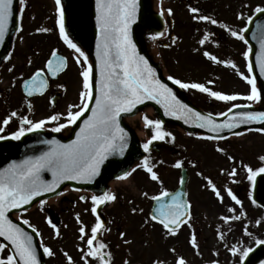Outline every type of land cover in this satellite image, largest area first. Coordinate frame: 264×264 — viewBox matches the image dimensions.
Returning <instances> with one entry per match:
<instances>
[{
    "label": "snow or ice",
    "instance_id": "snow-or-ice-1",
    "mask_svg": "<svg viewBox=\"0 0 264 264\" xmlns=\"http://www.w3.org/2000/svg\"><path fill=\"white\" fill-rule=\"evenodd\" d=\"M15 0H0V46L4 45L6 39L10 38L13 28L17 32H22L23 14L27 7V0H18V13H14ZM141 0H95V26L96 45L95 62H91L88 53L69 34L65 24V5L63 0H55L56 21L60 41L71 50L72 60L79 66V77L81 87L78 93L79 103H70L64 112H53L41 119H32L30 115L21 114L17 110H11L2 120H0V140H20L28 133H38L45 130L48 125L51 131L59 133L71 126L76 125L82 117V124L79 131L75 133V139L69 143H62L58 139L44 140L42 143L48 145L46 151L39 155L26 156L20 161L13 160L7 167L0 168V264H41L40 253L34 236H40L38 229L23 219L22 223L27 225L32 231L28 232L20 223L14 222L9 214L13 210L26 211L27 205L33 203L38 197L46 193L63 195L57 189L65 181H76L78 183H93L97 177L101 176L102 169L110 157H124L129 150V132L121 125V117L125 115H135L139 105L147 101H154L163 109L165 116H171L182 120L184 124L195 128L206 130V135H196L189 132V136H196L197 139L215 142V151L226 156L232 162L229 169L221 168V176L229 178L231 184H239L238 166L242 167L247 174V180L252 189L257 184V178L264 179V155L259 156L262 162L260 167L253 168L242 161L237 166L236 157L229 155L224 147L219 145L220 141L227 140L223 135L225 131L232 136L241 137L245 135L243 131H235L241 126L260 125V127H248V132L264 134V111L252 110L256 104H264V87L258 84L257 75L254 68L259 69V76L264 77V25L257 24V32L252 34V38L258 40L259 50L255 53V63H253V46L246 39L245 34L249 31L248 25L253 22V15L245 17L244 13H239L237 19L245 22V27L236 29L226 22H222L213 15L206 14L197 5H188V12L192 21L197 24L216 26L223 30L235 41L243 42L245 50L242 55L246 61L247 74L242 72L237 63L228 58H222L212 51L207 50L209 44L221 47V42L217 33L208 27L197 29L201 32L197 40L198 48L193 51L200 53L209 62L215 65H222L232 69L248 86L246 94L225 93L213 90L209 85H213V80L205 83L196 81H185L172 75L167 80L184 90H196L207 94L209 97L230 103L226 111L217 115L224 117L217 119V115L211 112L202 113L188 104L181 101L176 92L167 83L160 79L157 69L149 62V59L142 55L133 39L132 29L139 19ZM250 8V5H243ZM255 14L264 15V5L257 4L251 9ZM14 15L17 16V23L13 24ZM158 15L173 17L175 15L172 8L162 6ZM165 20L164 24L167 25ZM53 29L48 27H38L37 34H46ZM168 35L171 44L165 47L176 45L179 37H173L165 26L163 31L151 34L150 39L156 41L160 37ZM201 49H204L201 52ZM12 53H8L4 60H11ZM28 65L33 61L28 59ZM15 65L8 69L12 72ZM69 68V57L61 55L59 49L52 48L44 61L43 67L36 68L27 77L21 73L18 78L21 81V89L24 97L23 103L26 111H34L33 98L44 97L51 87V82L57 80ZM16 79L12 81L15 86ZM58 89L66 91V86L57 84ZM247 101V103H236V101ZM49 106L55 107V98L49 99ZM143 127L151 132V135L140 145L143 150L142 159L135 167L126 169L118 174L117 181H129L139 170L143 171L148 180L158 185V194L149 195L147 191L141 195L155 203L148 216L143 220L141 227L158 225L160 227L161 238L165 241L176 239L181 232L188 229L187 243L196 255H202L199 235L195 227V216L193 215V203L189 198V193L184 190L169 191L161 178L158 167L164 165L165 161H156L152 156L154 144L156 142H167L174 144L176 137L170 131L164 129V121L152 119L147 114L142 115ZM19 121L16 131L9 135H3L8 126L14 121ZM193 168L198 167V162L189 159L187 161ZM173 169L183 170L185 159H176L171 164ZM51 174V180L44 178V173ZM204 183L205 190L211 191L216 201L223 205L227 214L219 217L222 225L216 228V238L224 244L226 250L232 257L237 258L234 264H246L255 249L246 246L243 241L237 240L234 244H229L227 235L233 231L232 225L240 222L242 234L248 237L257 248L264 247V239L257 238L256 234L250 230L252 221H248V213L244 207L243 200L229 184L219 185L211 176L202 171L196 172ZM186 183V175L178 176V184L183 188ZM80 191V189H76ZM248 197L254 206L264 208V204H258L253 198L252 192ZM120 197L111 189L103 190L100 194L92 193L91 196L81 195L80 201L88 203L90 200V211L95 218V223L90 230L76 214V222L79 225L78 239L84 245L78 246L81 252L83 264H113V254L110 245L102 239L105 232H110L105 220L102 218V208L105 205L114 204ZM231 203L226 204L225 200ZM46 200L41 199L39 205L43 210ZM131 205V213H143L142 208L135 206L134 201L128 202ZM245 221H248L245 223ZM48 225L53 229L55 237L61 236L60 227L51 218L47 220ZM264 225V219H255L254 227L259 228ZM227 226V232L224 231ZM67 227V225H65ZM120 238L125 244L132 241L126 239L127 233L120 232ZM39 247L43 250V255L54 257L55 251L40 241ZM7 250V254L5 252ZM167 251L174 257L173 264H188L187 258L177 252L175 246L169 247ZM67 264H76L73 257L68 252H63ZM214 256H219V252H214ZM123 264H131L125 260ZM152 264H166V260L157 256L153 258ZM208 264H219V260L213 259ZM258 264H264V260H259Z\"/></svg>",
    "mask_w": 264,
    "mask_h": 264
},
{
    "label": "rangeland",
    "instance_id": "rangeland-1",
    "mask_svg": "<svg viewBox=\"0 0 264 264\" xmlns=\"http://www.w3.org/2000/svg\"><path fill=\"white\" fill-rule=\"evenodd\" d=\"M27 1L32 3L36 12L41 9L42 3L52 7L55 0ZM157 1L161 2V0H155V2ZM216 1L219 3L215 4ZM168 3L169 0H162V6L164 8L170 7L174 10L175 15L172 17L175 23L173 34L174 37H179L178 43L171 47H165V45L171 44V39L167 34L164 37L158 38L156 41H152L150 37L146 41L149 54L155 61L161 63L165 75H172L185 81L191 80L201 83L213 80L214 84L209 85L213 90L230 94H246L249 86L232 69L225 68L222 65L212 64L200 53L193 51V49L199 47L197 40L205 27L215 32H219L221 29L216 26H206L192 21L191 15L187 10L188 6L176 5L172 2L170 4ZM246 3L250 5L249 10H251L257 4L264 5V0H201L200 5L203 7L202 11L204 13L213 15L222 22L231 21L232 24H235L237 20L234 19L236 17L233 16V13L239 12V9ZM232 10L235 11L233 12ZM38 23H40V20L37 17L32 21L30 20V25H34V27ZM198 28L201 29V32H197ZM28 36L25 29L18 33V47H21V39H26ZM39 37L43 36L39 35ZM220 42V48L209 44L207 50L212 51L222 58L234 60L239 69L247 74L246 61L242 55L245 46L233 38H226ZM203 50L201 49V52ZM67 76L68 74L57 82L65 85ZM68 82H66V86L71 84V78H69ZM5 84V78L0 77V87H5ZM78 85H80V88L81 84ZM72 91L69 89V93H73ZM186 91L189 93L191 99L196 100L197 103L203 104L207 102L205 105L207 108L222 111L230 106V103L217 101L207 94L200 93L196 90ZM76 93L77 91H74V94L71 95H75ZM236 103H247V101L240 100L236 101ZM259 105L261 104L254 106ZM0 110H5L3 105H0ZM144 114L156 119V115L151 108H145L133 117L127 119L128 124L135 129L142 142L151 135L150 131L143 127L141 117ZM170 132L176 137L175 143H169L170 145L165 143L166 146L163 150L159 153L153 152L152 156L156 161H165L164 165L158 167V171L164 181L165 187L169 191L174 190L178 186L180 171L173 169L171 164L176 159H185V168L188 173L186 191L189 193V198L193 203L195 227L199 235L202 255H196L188 245L187 239L189 233L187 228L181 232L178 238L165 241L161 238L160 227L158 225L154 227L152 225L141 227L143 220L149 214L151 205V200L144 198L141 192L147 191L151 196L158 194L159 189L158 185L148 180L143 171L138 170L131 180L127 181L128 183L119 181L111 186L108 184L107 189L116 192L120 197L114 204L105 205L104 207V213L108 217L107 227L111 231L103 233L102 239L110 245V251L113 254V264H123L125 260H129L131 264H152L153 258L157 256L165 259L166 264H173L174 257L167 251L172 246H175L177 252L187 258L188 264H208L213 259L219 260V264H234L237 258L232 257L224 247V244L216 238L215 230L222 225L219 217L227 214L226 209L216 201L211 191L204 189V181L196 175V172L202 171L204 174L211 176L219 185L229 184L233 187L234 191L244 202V207L248 213V221H252V224H250V230L252 231L254 229L255 219L264 218L261 211L253 207L250 200L246 198L249 182L244 169L238 165L241 161L251 165L253 168L261 165L262 162L258 158L264 155V134L246 131L245 135L241 137L230 136L227 140L219 142V145L224 147L229 155L236 157L238 166L237 179L240 183L231 184L229 178L220 175L219 170L221 168L229 169L232 166V162L228 161L225 155L215 151V142L197 139L196 136H189L187 132L179 129L178 132ZM189 159L198 162V167L193 168L188 164L187 161ZM63 193V195H60L55 200H48L43 210H41L40 205H37L29 211L17 213L15 218L21 221L27 219L38 229L41 234L38 236L39 243L42 240L45 245L51 247L56 253L54 257L47 256V259L50 258V262L67 264V260L63 256V252L66 251L73 257L76 264H83L78 246L83 247L84 245L78 239L79 225L75 217L79 213L81 220L90 230L91 225L95 223V218L91 212L85 211V209H90L91 207L90 200L88 203H85L80 201L79 197L81 195L90 197L91 194L69 188ZM130 200L134 201L135 206L142 208L144 210L143 213L137 212L133 215L130 211L131 205L128 203ZM225 203L229 204L231 202L226 198ZM49 211L56 213L51 216V219L61 229V236L59 238L55 237L53 229L47 223L48 216L50 215ZM248 221H245V223ZM232 228L233 231L227 235L229 244H234L237 240L243 241L245 245L252 244V241L242 234V225L240 222H235ZM262 229H264V225L259 227L257 232H260ZM224 231L227 232V226H224ZM120 232L127 233L126 239L132 241L130 245L125 244L121 240ZM216 251L219 252V256H214V252ZM93 264H96V262L93 261Z\"/></svg>",
    "mask_w": 264,
    "mask_h": 264
},
{
    "label": "water",
    "instance_id": "water-1",
    "mask_svg": "<svg viewBox=\"0 0 264 264\" xmlns=\"http://www.w3.org/2000/svg\"><path fill=\"white\" fill-rule=\"evenodd\" d=\"M63 3L65 5V24L66 28L69 31V34L88 53L90 61L94 63L96 45L95 0H63ZM17 5L18 0H15L14 13H17ZM16 23L17 16L14 15L13 24L15 25ZM257 24L264 25V15L254 13L253 22L251 25H248L249 31L245 34L246 39H248L249 43L253 46V63H255V53L259 50L258 40L252 38V34L254 32H257ZM164 28L165 24L163 18H161L158 15V12L154 9V0H141L139 19L137 23L133 25L132 29L133 39L136 41L137 48L142 55L146 56L149 59V62L153 65V67L157 69V73L160 76V79L173 88L181 101L188 104L190 107L201 111L202 113H207V111H204L199 106L190 101L183 89H180L178 86L172 84L171 81L167 80V77L164 75L159 63H157L149 54L146 47L147 38L155 32L163 31ZM14 30L15 28H13L10 32V38ZM10 38L6 39L4 45L0 46V62L7 54ZM254 72L257 75L258 84L261 87H264V77L259 76V69L254 68ZM145 108H152L156 117L164 121V125L166 124L177 127L187 132H194L202 135L207 134L206 130L204 129L195 128L190 125L184 124L182 120H178L171 116H165L163 114V109L154 101H147L145 102V104L139 105L136 110V114ZM252 110L264 111V104L253 106ZM89 114L90 113H86L85 117H82L76 125L71 126L66 134L40 131L38 133H28L20 140H0V168L7 167V165L13 160L20 161L26 156L39 155L41 152L46 151L48 145L42 143V141L44 140L55 138L60 140L62 143H69L71 140L75 139V133L79 131V127L82 124L83 119H85ZM132 116L134 115H125L121 117V125L129 132L130 135V146L126 155L124 157H110L109 162H107L102 169L101 176L97 177V179L93 183L88 184L78 183L76 181H65L60 186V188L57 189V192H61L64 188L69 187L71 189L78 188L83 191L100 194L103 190L106 189L109 180L115 178L122 171L129 169L135 162H139L142 159L143 155H145L142 148L140 147L142 142L137 136L135 130L127 122V119ZM217 119L223 120L224 117H220L217 115ZM248 127H260V125L241 126V128L236 129L235 131H245ZM223 135L229 136L231 135V133L225 131ZM162 149V142H156L154 144L155 152H160ZM43 175L46 180H51L52 178L50 173L45 172ZM181 175H186L187 180L185 169L181 170ZM180 190L185 191V185L183 186V188H181V186L179 185L178 189H176L175 191ZM251 192L253 198L256 199L258 204H264V179L257 178V184L254 189L251 188ZM55 196L57 195L54 193H46L42 197H38L36 200H34L32 204L27 205L26 208L27 210H29L34 205L39 203L41 199L47 200ZM154 206L155 203L153 202L152 208ZM262 209L264 210V208ZM18 212L21 211L13 210V212L9 214L10 218L14 222L20 223L21 227H23L26 231L31 232L32 230L29 227L13 217V215ZM102 218L106 222V218L103 213ZM33 236L34 241L37 243L38 252L40 253L41 264H44L43 250L39 247L37 236L35 234H33ZM0 242L6 243L5 241H3V238H0ZM253 248L255 249V251L250 254V257L246 261V264H258L259 260H264V247L257 248L255 245L253 246Z\"/></svg>",
    "mask_w": 264,
    "mask_h": 264
},
{
    "label": "flooded vegetation",
    "instance_id": "flooded-vegetation-1",
    "mask_svg": "<svg viewBox=\"0 0 264 264\" xmlns=\"http://www.w3.org/2000/svg\"><path fill=\"white\" fill-rule=\"evenodd\" d=\"M171 2L176 5H198L201 8V0H169L168 4ZM43 4L44 3L41 4V9L35 12L32 3L27 1V7L23 14L21 24L23 31L25 29L29 36L26 37V39H21V47H18L19 38L16 36L11 50L12 58L11 60H7L0 70V77L5 78L6 80L5 87H0V105H3V108L5 109L3 111L0 110V119H3L11 110H17L21 114L30 115L32 119H41L53 112H64L67 105L70 103H79L78 93L80 91V85L78 84H81L79 66L72 60L71 50L68 49L59 39L58 28L55 25V21L57 19L55 1L52 7ZM238 14L239 12H235L233 13V16L237 17ZM35 17L40 20V23L35 25L36 27H34V25H30V20H34ZM234 19L238 22L237 18ZM38 27H48L53 29V31L46 34H37L36 29ZM39 35H42L43 37H39ZM225 35L226 33H217L219 40L225 38ZM52 48L59 49L61 55L69 57V68L57 80L51 82V87L44 97L33 98L34 111L29 113L26 111V106L23 103L24 97L21 89V81L18 78L21 73L27 77L35 71L36 68L43 67L44 61ZM28 59H32L33 61L31 66L27 63ZM13 65H15L14 70L9 72L8 69ZM67 74L68 76L65 81V86L66 82L69 81V78H71V84L66 86V91L58 89L56 85L61 83L57 81L66 77ZM14 78L17 79L15 86L13 87L12 81ZM69 89H71L73 93H69ZM74 91H77V93L75 95H71L74 94ZM53 97L55 98L54 108L49 106V99ZM18 126L19 121L14 120L3 134L9 135L11 132L16 131ZM53 126L54 125L50 124L46 127V129H51Z\"/></svg>",
    "mask_w": 264,
    "mask_h": 264
},
{
    "label": "bare ground",
    "instance_id": "bare-ground-1",
    "mask_svg": "<svg viewBox=\"0 0 264 264\" xmlns=\"http://www.w3.org/2000/svg\"><path fill=\"white\" fill-rule=\"evenodd\" d=\"M159 6H160V2H156L155 5H154V7H155L156 9H159ZM118 182H119V181H117L116 179H114V180L111 181L110 184H111V185H114L115 183H118ZM120 182H122V183H125V182L128 183L127 181H120ZM58 197H59V196H57V197H55V198H52V199H49V200H50V201H51V200H55V199H57Z\"/></svg>",
    "mask_w": 264,
    "mask_h": 264
},
{
    "label": "trees",
    "instance_id": "trees-1",
    "mask_svg": "<svg viewBox=\"0 0 264 264\" xmlns=\"http://www.w3.org/2000/svg\"><path fill=\"white\" fill-rule=\"evenodd\" d=\"M204 106V105H203ZM204 108L206 109V110H208V111H211V112H214V113H217L218 111H216V110H213V109H210V108H207V106H204ZM165 129V128H164ZM165 130H167V129H165ZM168 131V130H167ZM151 133V132H150ZM50 212V211H49ZM56 213L54 212H50V215H49V217L51 218V216H53V215H55ZM48 263L49 264H53L54 262L52 261V262H50V261H48ZM55 264V263H54Z\"/></svg>",
    "mask_w": 264,
    "mask_h": 264
}]
</instances>
